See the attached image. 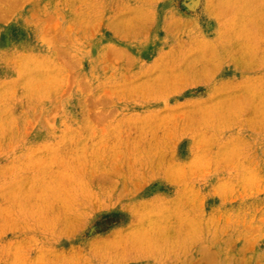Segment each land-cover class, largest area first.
Segmentation results:
<instances>
[{
	"label": "rangeland",
	"instance_id": "obj_1",
	"mask_svg": "<svg viewBox=\"0 0 264 264\" xmlns=\"http://www.w3.org/2000/svg\"><path fill=\"white\" fill-rule=\"evenodd\" d=\"M0 264H264V0H0Z\"/></svg>",
	"mask_w": 264,
	"mask_h": 264
}]
</instances>
